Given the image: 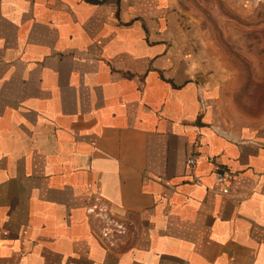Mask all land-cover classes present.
I'll return each mask as SVG.
<instances>
[{"label": "crops", "instance_id": "1", "mask_svg": "<svg viewBox=\"0 0 264 264\" xmlns=\"http://www.w3.org/2000/svg\"><path fill=\"white\" fill-rule=\"evenodd\" d=\"M213 77L174 0H0V264H264V119Z\"/></svg>", "mask_w": 264, "mask_h": 264}, {"label": "rangeland", "instance_id": "2", "mask_svg": "<svg viewBox=\"0 0 264 264\" xmlns=\"http://www.w3.org/2000/svg\"><path fill=\"white\" fill-rule=\"evenodd\" d=\"M174 2L203 58L211 63L226 115L234 122L248 125L262 121L264 0ZM100 207L96 215L101 219L98 224L107 230L103 241L110 247L125 249L133 238L130 223L115 222V216Z\"/></svg>", "mask_w": 264, "mask_h": 264}, {"label": "built area", "instance_id": "3", "mask_svg": "<svg viewBox=\"0 0 264 264\" xmlns=\"http://www.w3.org/2000/svg\"><path fill=\"white\" fill-rule=\"evenodd\" d=\"M197 164H198V154L193 149L188 150L186 154V158H185L186 173L194 177L195 175L194 172H195V168ZM214 177L217 182L216 191L222 194L228 193V190L230 189V187L228 184V176L226 175V173L216 170L214 171ZM193 180L196 182L199 181L197 178ZM119 226L120 225L118 224V227Z\"/></svg>", "mask_w": 264, "mask_h": 264}]
</instances>
